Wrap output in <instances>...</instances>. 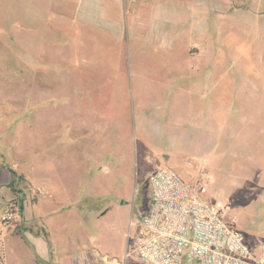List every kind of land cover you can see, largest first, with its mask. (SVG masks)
I'll use <instances>...</instances> for the list:
<instances>
[{
	"label": "rangeland",
	"instance_id": "obj_1",
	"mask_svg": "<svg viewBox=\"0 0 264 264\" xmlns=\"http://www.w3.org/2000/svg\"><path fill=\"white\" fill-rule=\"evenodd\" d=\"M252 62L264 72V0H0V168L16 171L0 186V264H144L130 235L163 164L263 241Z\"/></svg>",
	"mask_w": 264,
	"mask_h": 264
},
{
	"label": "built area",
	"instance_id": "obj_2",
	"mask_svg": "<svg viewBox=\"0 0 264 264\" xmlns=\"http://www.w3.org/2000/svg\"><path fill=\"white\" fill-rule=\"evenodd\" d=\"M147 209L131 233V248L144 264H264V240L247 235L171 165L150 177Z\"/></svg>",
	"mask_w": 264,
	"mask_h": 264
},
{
	"label": "crops",
	"instance_id": "obj_3",
	"mask_svg": "<svg viewBox=\"0 0 264 264\" xmlns=\"http://www.w3.org/2000/svg\"><path fill=\"white\" fill-rule=\"evenodd\" d=\"M234 42H236L235 40H236V36H234ZM216 63H217V69H216V71H213V75H210V76H208L209 77V79H213V81L215 80V79H217V82L219 83V79H222V66H221V60L220 59H218V61H216ZM263 66H259L257 63H254V62H252L250 65H248V69H249V71L250 72H253V73H255L256 72V74H260L261 75V79H263V68H262ZM207 82H209V80L207 81ZM215 82V81H214ZM213 82V83H214ZM203 83H206V81L203 79ZM190 103V100H188V102L186 101V102H184V100L183 101H179L177 104H175V106H174V111L176 112V110L177 109H180V107L182 106H184V104H185V106H186V108H187V105ZM200 103L202 104V102L200 101ZM191 104L193 105V106H191V107H193L192 109H195L196 107H198V103L197 104H195V102H191ZM200 104V105H201ZM213 107H215V104L217 105V107H219L220 106V101H219V99H216V102H215V100L213 99ZM178 120H180V119H178ZM76 138H78V136H76ZM74 153H75V151H74ZM76 153H80V154H83L82 152H77L76 151ZM13 180V175H12V173L10 172V170L9 169H6V168H0V186L1 187H4V186H8L9 185V183L11 182ZM82 223L83 224H86L85 223V219H81V226H80V231H78V232H76V233H73V235H72V237L74 238L75 237V239L74 240H76V237L78 236V235H89L88 234V232H87V230H86V228L84 229H81V227H82ZM68 223L67 222H64V225L66 226ZM46 233H47V235H48V232H47V230H46ZM77 235V236H76ZM90 237H91V235H90ZM49 253H48V255H47V257H45V256H39V260H41L42 262H45L46 261V259H52L53 258V255L54 254H51L50 253V250L48 251ZM74 254H77L76 253V251L75 252H73V253H64V254H60L61 256H60V258H59V260L61 261V262H58V263H55V264H70L69 262L73 259V258H76L77 260H80L82 263H85V261H86V253L85 252H82V253H80L79 255H74ZM74 256V257H73ZM53 260H54V258H53ZM58 260V261H59ZM55 261V260H54Z\"/></svg>",
	"mask_w": 264,
	"mask_h": 264
},
{
	"label": "trees",
	"instance_id": "obj_4",
	"mask_svg": "<svg viewBox=\"0 0 264 264\" xmlns=\"http://www.w3.org/2000/svg\"><path fill=\"white\" fill-rule=\"evenodd\" d=\"M9 170H10V172H11L12 175H13V180L9 183V185H10V184H12L13 181H14V178H15V176H16V171H15L14 169H9Z\"/></svg>",
	"mask_w": 264,
	"mask_h": 264
}]
</instances>
